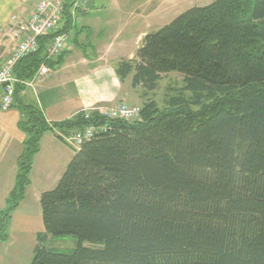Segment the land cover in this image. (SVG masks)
<instances>
[{"label": "trees", "instance_id": "16d2710c", "mask_svg": "<svg viewBox=\"0 0 264 264\" xmlns=\"http://www.w3.org/2000/svg\"><path fill=\"white\" fill-rule=\"evenodd\" d=\"M67 1L63 33L74 20ZM56 34L16 65L18 79L34 77ZM115 69L147 92L171 72L183 86L163 107L145 101L135 120L80 111L49 124L16 85L26 139L0 212V243L42 136L54 131L64 141L59 133L95 124L104 130L75 149L58 185L41 195L45 233L30 264H264V0L194 6L147 33L135 59ZM51 237L77 244L45 246Z\"/></svg>", "mask_w": 264, "mask_h": 264}, {"label": "crops", "instance_id": "0c3cea01", "mask_svg": "<svg viewBox=\"0 0 264 264\" xmlns=\"http://www.w3.org/2000/svg\"><path fill=\"white\" fill-rule=\"evenodd\" d=\"M38 2L0 0V65L16 45L14 33L17 25L30 18ZM93 3L94 0H88L83 13ZM140 18L143 22L149 21L143 15ZM75 19L67 33L69 35L76 30L75 47L65 50L60 66L51 68V73L44 79L25 86L22 93L25 102L37 104L49 124L69 119L94 106H114L127 101L135 104L133 98L138 88L132 86V75L121 81L115 68L122 60L135 59L145 35L149 33L147 29L135 35L132 48H129L130 38L119 40L120 34H115L113 41L108 43H89L87 47L80 42L84 34H79ZM65 22L66 18H63L58 29H62ZM86 32L94 34L95 31L92 26H87L81 30V33ZM23 119L25 115L18 106L3 111L0 105V212L6 207L7 198L16 183L18 159L26 139L19 128ZM74 151L54 131L42 136L40 150L33 161L30 184L10 221L9 239L0 243V264L31 263L40 244L39 237L45 233L41 195L58 185L75 155Z\"/></svg>", "mask_w": 264, "mask_h": 264}, {"label": "rangeland", "instance_id": "374dc122", "mask_svg": "<svg viewBox=\"0 0 264 264\" xmlns=\"http://www.w3.org/2000/svg\"><path fill=\"white\" fill-rule=\"evenodd\" d=\"M215 0H94L89 10L83 13L80 9L76 13L75 23L79 31L83 27L92 26L94 34L82 33L80 42L83 44L108 43L113 41L115 34H120L119 40L130 38L129 48L134 47L135 35L143 29L154 32L169 24L181 13L194 6H206ZM143 15L149 21H141ZM74 29L68 35L66 49L75 47V40L78 38ZM69 51V50H68ZM183 86V76L177 72L163 75L155 91L147 92L139 87L130 103L142 106L145 101L155 100L160 107H163L169 96L176 95ZM148 97V98H146ZM128 102V101H127ZM74 132V131H73ZM75 152V151H74ZM76 153V152H75ZM76 240L73 237H51L45 240V246L59 249H73L76 247Z\"/></svg>", "mask_w": 264, "mask_h": 264}, {"label": "built area", "instance_id": "2783aa9c", "mask_svg": "<svg viewBox=\"0 0 264 264\" xmlns=\"http://www.w3.org/2000/svg\"><path fill=\"white\" fill-rule=\"evenodd\" d=\"M87 1H70L69 11L74 19L80 9H85ZM67 4V0H39L30 18L17 25L14 33L16 45L0 65V105L3 111H8L15 106V87L17 84L29 86L33 82L44 79L51 73L49 63L56 60L65 51L68 34L61 32L62 29H58V24L65 16ZM51 34L56 35L48 44L44 61L34 77L28 81L18 79L15 75L16 65L24 58L38 51L41 37ZM82 111L85 112L86 118H89L91 113H97L107 119L131 121L140 117L141 108L128 102H120L114 106L99 105ZM103 130V126L92 124L75 130L70 134H59L65 143L73 149H79L85 142L93 139Z\"/></svg>", "mask_w": 264, "mask_h": 264}]
</instances>
